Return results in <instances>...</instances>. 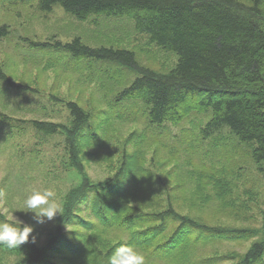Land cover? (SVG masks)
I'll list each match as a JSON object with an SVG mask.
<instances>
[{"label":"trees","instance_id":"16d2710c","mask_svg":"<svg viewBox=\"0 0 264 264\" xmlns=\"http://www.w3.org/2000/svg\"><path fill=\"white\" fill-rule=\"evenodd\" d=\"M9 4L35 5L43 14L60 8L78 22L91 20L93 24L97 20L91 18L130 20L137 35L144 36L159 50L175 55V64L167 72L144 67L129 49L89 46L78 37L65 43L24 38L23 43L29 52L47 57L49 66L67 58V64L72 66L109 64L129 71L133 78L120 82L113 95L115 106L123 102L140 103L148 124L157 129L179 126L193 115L207 117L204 125L197 124L199 141L209 140L226 129L247 148L254 171L264 180V0H10ZM8 35V27L2 25L0 39ZM0 85L19 94L36 91L12 81L1 69ZM65 108L68 124L39 120L28 124L43 137H61L66 168L74 171L79 180L63 198L59 218L48 233L45 246L40 247L29 238L18 249L0 246V254L15 257V264H108L100 250L92 249L96 246L92 238L120 232L119 235L127 234L128 239L116 242L111 250L126 244L151 259L175 260L191 248L180 264H189L191 252L208 244L252 240L243 254H214L199 264L230 259L234 264H264V210L260 212L258 229H225L179 214L170 196L160 209L161 202L150 199L154 173H147L136 155L126 152L111 178L93 182L85 174L80 144L85 141L94 145L98 136L90 128L89 114L78 103L65 101ZM0 117L6 119L2 114ZM141 177L145 179L142 183ZM194 177L213 186L218 201L232 207L234 202L227 200L226 193L230 195L234 183L228 181V173L221 170L201 176L194 172ZM137 187L143 192L139 193ZM202 189L203 185L197 187L198 191ZM258 189L255 184L246 195L259 196ZM252 203L250 198L247 205ZM82 207L94 222L81 218ZM233 213L240 220L247 219L240 210ZM76 222L89 230V238L81 240V245L70 241L65 233ZM91 257L95 259L89 261Z\"/></svg>","mask_w":264,"mask_h":264},{"label":"rangeland","instance_id":"374dc122","mask_svg":"<svg viewBox=\"0 0 264 264\" xmlns=\"http://www.w3.org/2000/svg\"><path fill=\"white\" fill-rule=\"evenodd\" d=\"M9 1H0V27L6 25L9 29V35L0 39V69L12 81L36 91L19 94L0 85V114L6 118L0 117V223H10L18 228L32 226L34 230L29 238L33 241L35 237L36 245L45 246L47 235L59 214L50 222L36 224L33 213L22 211L24 200L34 190L50 189L55 193V202L61 207L63 198L69 188L76 185L79 177L66 168L61 137H43L28 122L39 120L68 124L65 101H75L89 114L90 128L98 136L94 145L85 141L80 144L85 174L93 182L111 178L126 152L130 156L136 155L147 173H154L151 175L150 199L161 202L160 209L170 196L179 214L202 224L225 229L260 228V212L264 210V180L254 171L247 148L240 145L226 129L215 133L209 140L199 141L197 124L204 125L207 117L193 115L179 126L158 129L150 126L140 103L113 104V95L120 88V82L130 81L132 73L118 67L115 69L109 64L91 67L80 63L72 66L67 64V58L56 66H49L47 57L29 52L23 39L35 42L54 39L65 43L78 37L89 46L126 48L135 53L141 65L163 73L175 64L174 54L150 45L144 36L136 34L133 23L125 18H91L97 20L96 24L91 20L78 22L60 8L43 14L35 5H10ZM52 59L58 60L55 57ZM118 114L125 116L117 117ZM190 139L192 141L188 143ZM221 170L228 173V181L234 183V188L231 186L229 190L236 201L226 193L227 200L234 202L232 207L218 201L213 186L205 185L194 177V172L203 176L205 172ZM144 181L141 177L140 183ZM255 184L260 195H246ZM202 185L203 189L198 191L197 187ZM137 188L139 193L143 192V189ZM250 198L253 203L248 206ZM236 210H240L242 217L247 219L235 217L233 211ZM80 216L83 220L94 222L84 207ZM65 233L70 241L78 245L84 238H89V230L77 222L66 228ZM119 233L106 232L92 238L96 244L92 249L100 250L108 264L115 251L111 248L116 242L128 239L127 234ZM251 242L208 244L191 252L189 264H199L202 259L214 254H243ZM136 250L145 256V264H180L191 248L175 260L151 259L141 250ZM94 259L91 257L89 261ZM15 262V257L0 254V264ZM217 264L234 263L230 259Z\"/></svg>","mask_w":264,"mask_h":264},{"label":"clouds","instance_id":"9594fccd","mask_svg":"<svg viewBox=\"0 0 264 264\" xmlns=\"http://www.w3.org/2000/svg\"><path fill=\"white\" fill-rule=\"evenodd\" d=\"M22 211L33 213L36 224L43 225L52 221L60 214V206L55 202V193L50 189L34 190L24 200ZM33 227L24 225L22 228L10 223H0V246L8 249H18L28 242ZM35 242V237L32 238ZM109 264H145V256L134 247L122 244L115 249L109 258Z\"/></svg>","mask_w":264,"mask_h":264}]
</instances>
